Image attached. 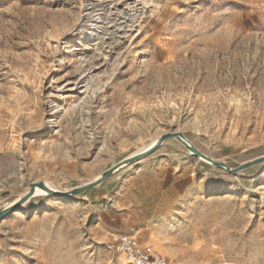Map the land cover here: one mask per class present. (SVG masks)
Listing matches in <instances>:
<instances>
[{
  "label": "rangeland",
  "instance_id": "1",
  "mask_svg": "<svg viewBox=\"0 0 264 264\" xmlns=\"http://www.w3.org/2000/svg\"><path fill=\"white\" fill-rule=\"evenodd\" d=\"M89 32V34H88ZM180 131L231 167L264 155V0H0V208L65 191ZM264 264V163L176 139L0 220V264Z\"/></svg>",
  "mask_w": 264,
  "mask_h": 264
},
{
  "label": "water",
  "instance_id": "2",
  "mask_svg": "<svg viewBox=\"0 0 264 264\" xmlns=\"http://www.w3.org/2000/svg\"><path fill=\"white\" fill-rule=\"evenodd\" d=\"M170 139L178 140L192 154H194L198 158L204 159V160L210 162L211 164H213L214 166H216L222 170H225L226 172H228L230 174H237V173L244 171L248 168H251L253 166L264 163V155H262V156L254 158V159H251L249 161H246L237 167H231L227 163L220 161V160H217V159H214V158L208 156L207 154L203 153L182 132L171 131V132H167V133L159 136L157 141L155 142V144L153 146L149 147L148 149H146L142 152H139L137 154L128 156V157L122 159L121 161L117 162L116 164H114L113 166H111L110 168L105 170L99 176V178H97L96 180H93L91 182H87L83 185L72 188L70 190L60 191V190L53 189L45 181H38V182L31 183L29 190L25 194L20 196L13 204L5 206L3 208H0V220L4 219L5 217L10 215L11 213L19 210L26 202H28L35 195L37 187L45 190L48 194L59 197V198H66L67 199L69 197L71 198V197L77 196V195L83 193L84 191H86V190L98 185L99 183L103 182L104 180H106L107 178H109L110 176L115 174L117 171H119L121 168H123L127 165H131L137 161H140L141 159L152 154L158 148H160L166 141H168Z\"/></svg>",
  "mask_w": 264,
  "mask_h": 264
},
{
  "label": "built area",
  "instance_id": "3",
  "mask_svg": "<svg viewBox=\"0 0 264 264\" xmlns=\"http://www.w3.org/2000/svg\"><path fill=\"white\" fill-rule=\"evenodd\" d=\"M115 244L131 264H170L168 258L152 245L143 243L132 234L124 233Z\"/></svg>",
  "mask_w": 264,
  "mask_h": 264
},
{
  "label": "bare ground",
  "instance_id": "4",
  "mask_svg": "<svg viewBox=\"0 0 264 264\" xmlns=\"http://www.w3.org/2000/svg\"><path fill=\"white\" fill-rule=\"evenodd\" d=\"M88 34H89V32H88ZM201 160H203V161H205V162H208V161H206V160H204V159H201ZM208 163H210V162H208ZM99 178V177H98ZM95 180V179H94ZM47 183V182H46ZM50 187H52L53 189H56L54 186H52L51 184H49V183H47ZM38 190H42L43 192H45V193H47L45 190H43V189H41V188H39V187H37V190L36 191H38ZM57 190V189H56ZM48 194V193H47Z\"/></svg>",
  "mask_w": 264,
  "mask_h": 264
}]
</instances>
